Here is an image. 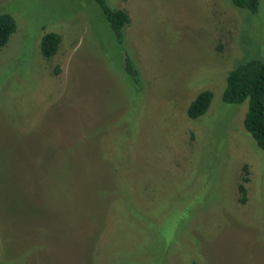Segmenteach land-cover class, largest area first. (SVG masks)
<instances>
[{
  "label": "rangeland",
  "instance_id": "374dc122",
  "mask_svg": "<svg viewBox=\"0 0 264 264\" xmlns=\"http://www.w3.org/2000/svg\"><path fill=\"white\" fill-rule=\"evenodd\" d=\"M106 2L128 15L139 86L93 0H0L16 23L0 49V264H264V152L247 101L221 100L232 69L264 62V0L255 15ZM47 32L61 37L49 59Z\"/></svg>",
  "mask_w": 264,
  "mask_h": 264
},
{
  "label": "trees",
  "instance_id": "16d2710c",
  "mask_svg": "<svg viewBox=\"0 0 264 264\" xmlns=\"http://www.w3.org/2000/svg\"><path fill=\"white\" fill-rule=\"evenodd\" d=\"M98 5L103 18L120 47L124 71L133 80L136 86L140 85V76L135 61L125 45L124 28L128 24V15L122 9L110 7L106 0H93ZM232 6L255 15L259 10V0H230ZM7 7L0 12V49L9 40L15 31L16 23ZM61 43V37L54 32L44 33L39 43L43 58H51ZM123 46L126 51L123 52ZM212 92H200L187 106L188 119H198L209 109ZM221 100L224 104H241L247 101V109L243 117V127L254 139L255 144L264 152V62L259 59H250L240 63L226 76L225 87ZM249 181L247 166H243L240 182L236 184L238 193L237 202L243 205L246 201L245 184Z\"/></svg>",
  "mask_w": 264,
  "mask_h": 264
}]
</instances>
